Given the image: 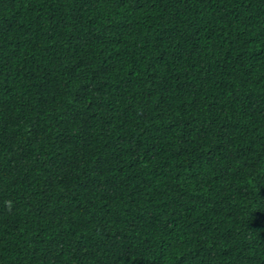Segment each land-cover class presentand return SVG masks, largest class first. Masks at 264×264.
<instances>
[{"label":"trees","instance_id":"obj_1","mask_svg":"<svg viewBox=\"0 0 264 264\" xmlns=\"http://www.w3.org/2000/svg\"><path fill=\"white\" fill-rule=\"evenodd\" d=\"M0 264H264V0H0Z\"/></svg>","mask_w":264,"mask_h":264}]
</instances>
